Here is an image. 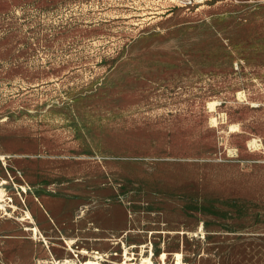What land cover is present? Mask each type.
<instances>
[{"label": "rangeland", "instance_id": "obj_1", "mask_svg": "<svg viewBox=\"0 0 264 264\" xmlns=\"http://www.w3.org/2000/svg\"><path fill=\"white\" fill-rule=\"evenodd\" d=\"M0 264H264V0H0Z\"/></svg>", "mask_w": 264, "mask_h": 264}, {"label": "built area", "instance_id": "obj_2", "mask_svg": "<svg viewBox=\"0 0 264 264\" xmlns=\"http://www.w3.org/2000/svg\"><path fill=\"white\" fill-rule=\"evenodd\" d=\"M165 2L184 9H190L206 3L207 0H164Z\"/></svg>", "mask_w": 264, "mask_h": 264}]
</instances>
